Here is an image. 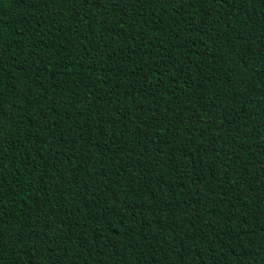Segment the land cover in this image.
Segmentation results:
<instances>
[{
	"label": "trees",
	"instance_id": "trees-1",
	"mask_svg": "<svg viewBox=\"0 0 264 264\" xmlns=\"http://www.w3.org/2000/svg\"><path fill=\"white\" fill-rule=\"evenodd\" d=\"M0 264H264V0H0Z\"/></svg>",
	"mask_w": 264,
	"mask_h": 264
}]
</instances>
